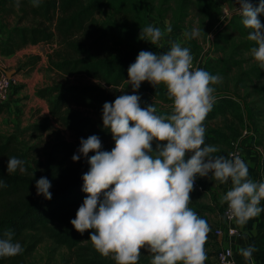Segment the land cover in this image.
I'll use <instances>...</instances> for the list:
<instances>
[{
    "label": "clouds",
    "instance_id": "clouds-1",
    "mask_svg": "<svg viewBox=\"0 0 264 264\" xmlns=\"http://www.w3.org/2000/svg\"><path fill=\"white\" fill-rule=\"evenodd\" d=\"M39 6L41 0H30ZM233 12L248 29L252 57L264 68V0H235ZM259 14V15H258ZM168 31L171 30L169 25ZM193 29L190 35L197 34ZM154 43L162 30L151 24L143 28ZM127 85L139 89L142 81L163 84L171 100V112L160 115L153 103L144 104L140 93L121 92L102 105V127L114 142L102 147L98 134L79 138L73 161L85 157L88 169L81 174V190L87 193L70 219L73 227L86 229L94 248L111 255L116 264H137L141 249L151 253V264H205V241L210 226L189 207L190 192L199 177L230 181L221 195L227 215L238 225L264 212V180L250 178L248 165L237 154H217L215 144L205 142L204 120L215 101L213 85L221 77L193 66L188 47L173 42L167 51L140 50L127 68ZM99 82V81H97ZM153 142L155 144L153 145ZM92 155H88L89 152ZM25 172L23 159L9 156L7 173ZM33 175V173H32ZM0 179V187H5ZM51 181L40 176L35 191L45 199L52 196ZM11 229L0 232V258L23 252ZM255 264L254 245L238 250Z\"/></svg>",
    "mask_w": 264,
    "mask_h": 264
},
{
    "label": "trees",
    "instance_id": "trees-1",
    "mask_svg": "<svg viewBox=\"0 0 264 264\" xmlns=\"http://www.w3.org/2000/svg\"><path fill=\"white\" fill-rule=\"evenodd\" d=\"M147 1L41 0L39 6H33L30 0H0V16L13 13L17 18L9 28L6 22H0V55H10L25 46L48 43L56 38L59 47L47 55L49 67L62 76L85 80L37 87L35 95L45 99L49 116L21 129L23 135L29 133V137L34 136L49 130L50 118H53L64 130L70 132L73 138L71 141L60 138L54 148L53 145L37 147L31 156V165L21 148L19 136L0 133V179L6 184L0 187V232L11 229L17 240L28 232H36L69 249L77 245L81 232L73 227L70 219L75 216L83 197L87 195L81 190V174L87 171L88 164L85 157L73 161L71 156L77 151L79 138L91 134L99 135L104 149L110 150L113 147L111 133L102 127V105L105 101H113L122 91L125 92L128 66L140 50H150L138 34V29L148 25L145 20ZM169 2L157 0L153 9L159 16L170 9L175 27L187 16L192 5L203 17L220 13L224 2L228 5V13L236 7L235 0H174V6ZM252 2L255 5L257 0ZM105 10L108 14L106 18H95L96 12ZM26 18L33 22L20 25ZM128 18L133 22L130 23ZM260 19L264 23V15H260ZM248 31L239 15L233 12L230 19L227 17L213 33V44L224 57L222 60L209 59L203 64V69L212 74H226L232 66L241 65L243 60L233 55H237L240 50L250 51L254 42L248 39ZM243 74L249 81L257 79L264 77V68L252 66ZM163 88V84L153 86L148 81H142L136 91L168 102L166 88ZM254 91L264 95V85L256 87ZM235 105L236 101L232 98L218 99L207 113L204 124ZM80 109L88 113L83 114ZM170 112L157 111L160 115ZM210 141L205 136V142ZM92 154L91 151L88 153ZM13 155L23 159L25 172L17 170L7 173L6 161ZM259 167L264 168L261 161ZM40 176L51 181L50 199L36 194L35 180ZM198 194L201 191H191L189 195L194 197ZM90 231L92 229L84 232ZM212 231L210 229V235L217 242V235ZM0 264L29 263L21 252L0 258Z\"/></svg>",
    "mask_w": 264,
    "mask_h": 264
},
{
    "label": "rangeland",
    "instance_id": "rangeland-1",
    "mask_svg": "<svg viewBox=\"0 0 264 264\" xmlns=\"http://www.w3.org/2000/svg\"><path fill=\"white\" fill-rule=\"evenodd\" d=\"M151 2L150 0L145 2L147 7L145 20L148 24L159 27L163 34L158 41L152 43L144 35L143 28L138 29V34L146 44L147 49L163 52L167 51L173 42H176L190 49L194 62L203 60L205 63L212 58L223 59V53L213 44V33L228 17V15L225 16V12L228 11L226 2L223 3L222 7L227 11L222 8L220 13L213 14L210 17H203L192 5L188 9L187 16L176 27L172 23L171 10L168 9L165 14L159 16L153 9V4L156 6L157 0H152ZM169 4L174 6V0H170ZM94 16L101 20L106 18L108 14L105 10L96 12ZM16 20L17 18L13 13L0 16V22H6L7 28L11 27ZM128 21L130 23L133 22L131 18H128ZM32 22V19L26 18L20 22V25L31 24ZM169 25L171 26L170 31L167 30ZM193 29H197L198 32L195 35H190ZM1 39L0 35V43ZM232 40L236 41L238 39L232 38ZM58 47V41L54 38L48 43L25 46L10 55H0V75L12 76L17 80V83L11 87L10 92L16 93L24 89L27 92L28 87L36 89L38 86L50 84L62 85L78 81L85 82V80L76 77L62 76L49 67L47 55ZM233 56L236 59L243 60L241 65L232 66L226 74L217 73L221 79L213 87L214 102L226 97L235 100L236 105L232 109L217 114L208 120L205 124V136L211 139L209 144H215L218 147L219 152L217 154L228 156L230 140H235L245 147L257 150L260 156L259 161H261V165H264V95H258L254 91L256 87L264 85V77L252 78L249 81L247 76L243 74L252 66H260L252 57L250 51L240 50L237 55L234 54ZM32 64H34L33 67H31ZM132 91L136 90L131 89V86L127 85L126 82L125 92L131 93ZM140 97L142 106L153 103L156 105V111L158 112L171 110L168 102L150 97L144 93H140ZM5 104L2 106H5ZM40 109H44L47 114L45 116H49L48 104L45 99L41 101L38 111ZM80 111L83 114L88 113L84 109H80ZM31 116L29 113L22 114V112L14 114V118L17 121L13 120L10 122L11 124H7L0 119V133L18 135L21 141V148L32 165L31 156L36 152L34 149L37 147L45 146L47 148L53 145L54 148L55 142L60 138L67 141H71L73 138L70 132L64 130L53 118H50L49 130L31 137H29V133L23 135L21 129L32 123L30 121ZM45 116L43 113V115L35 118L33 122L41 120ZM20 121L23 124H20ZM154 144L155 142H153ZM38 156L43 159L41 154H38ZM196 180L204 190L201 194L190 197L189 207L204 217L209 222V226L214 228L218 224L217 219L222 217V209L225 202L222 203L220 197L227 190L229 182L221 184L214 178L199 176ZM192 191L195 190L193 189ZM212 233L215 235L214 231ZM88 234L89 232L81 233L77 245L71 249L36 232L26 233L19 241L23 246V253L29 264H116L111 255L104 256L94 248ZM204 247L207 254L205 264H214L220 246L213 236L210 235V231L207 233ZM137 264H151V253L141 249L140 259Z\"/></svg>",
    "mask_w": 264,
    "mask_h": 264
},
{
    "label": "crops",
    "instance_id": "crops-1",
    "mask_svg": "<svg viewBox=\"0 0 264 264\" xmlns=\"http://www.w3.org/2000/svg\"><path fill=\"white\" fill-rule=\"evenodd\" d=\"M33 66L34 64L31 65V67ZM42 100V98L35 95L34 87L32 89L28 87L27 92H25V89L19 90L16 93L11 91L8 102L5 106H2L0 110V119L9 124L13 120L17 121L16 118H14V114L22 112V114H31L30 121L33 122L39 115H43V113L44 116L47 115L44 109L38 111V107L41 105ZM20 124L23 123L20 121ZM20 127H22V125H20ZM241 146L245 162L248 165L250 178L258 181L264 180V168L259 167L260 156L257 150L243 145ZM261 204L264 205V200L261 201ZM217 222L218 224H216L215 227H222L225 229L228 225L222 217L218 218ZM207 223L209 224V222ZM231 224L237 228L238 234L228 235L223 233V235L217 236V243L219 246L230 247L233 257L238 264H248V261L238 250L241 247H247L249 244H252L256 248V251L253 253L255 264H264V212H261L259 216L249 219L244 225H238L235 221ZM214 228L210 227L211 230Z\"/></svg>",
    "mask_w": 264,
    "mask_h": 264
},
{
    "label": "built area",
    "instance_id": "built-area-1",
    "mask_svg": "<svg viewBox=\"0 0 264 264\" xmlns=\"http://www.w3.org/2000/svg\"><path fill=\"white\" fill-rule=\"evenodd\" d=\"M223 9L225 11H227L225 8H223ZM226 15H228V11L225 12V16ZM203 64H204L203 60H201L199 62H194L193 61V66L194 67L203 68ZM16 83H17L16 78H14L12 76H6L4 74L0 75V105H3L5 103H7V100H8L9 95H10L11 87L13 85H15ZM168 104H169V106H171L170 98H169ZM231 153H235V154L239 155L245 161L244 154H243V149H242V146H241L239 141L230 140L229 149H228L227 155H229ZM229 187H231L230 181H229V184H228V188ZM193 189L195 191H201V192L204 190V188L201 186V184L197 180L194 181ZM222 218H223V220L225 222L228 223V225L226 226L225 229H223L222 227H215L213 229L215 235L221 236V235H223V233H226L228 235H236V234H238L237 228L234 225L231 224L234 220H230L228 218L226 202L224 203V206H223V209H222ZM214 264H238V262L233 257V254H232V251H231L230 247L223 246V247L219 248V250H218V252L216 254V259H215V263Z\"/></svg>",
    "mask_w": 264,
    "mask_h": 264
}]
</instances>
